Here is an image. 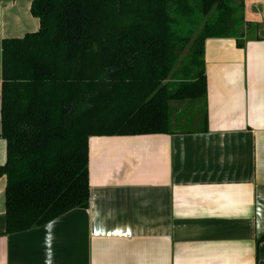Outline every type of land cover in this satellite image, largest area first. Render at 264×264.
<instances>
[{
  "label": "crops",
  "instance_id": "crops-1",
  "mask_svg": "<svg viewBox=\"0 0 264 264\" xmlns=\"http://www.w3.org/2000/svg\"><path fill=\"white\" fill-rule=\"evenodd\" d=\"M239 5L235 35L204 39L205 98L171 102L170 133L88 138L85 208L4 234L0 177V264H264V0ZM30 6L0 0V63L3 39L38 31Z\"/></svg>",
  "mask_w": 264,
  "mask_h": 264
},
{
  "label": "trees",
  "instance_id": "trees-1",
  "mask_svg": "<svg viewBox=\"0 0 264 264\" xmlns=\"http://www.w3.org/2000/svg\"><path fill=\"white\" fill-rule=\"evenodd\" d=\"M194 9L212 12L192 43L198 69L174 79L176 16ZM30 12L38 31L1 41L4 234L85 208L88 138L170 133V103L205 98L204 39L242 25L230 0H31Z\"/></svg>",
  "mask_w": 264,
  "mask_h": 264
},
{
  "label": "rangeland",
  "instance_id": "rangeland-1",
  "mask_svg": "<svg viewBox=\"0 0 264 264\" xmlns=\"http://www.w3.org/2000/svg\"><path fill=\"white\" fill-rule=\"evenodd\" d=\"M230 3L237 11L235 13V17L239 19L240 0H230ZM195 7L196 6H193V8ZM172 9L173 6L170 5L169 12L171 15H174V11ZM211 14L212 12L203 17L197 12V10H195L194 15L191 18L176 16V18L178 19V24L174 26V29L179 33V35H181L182 37H186L187 41L182 42L178 45L177 61L175 62L173 68V73L171 75L172 78L178 79L186 77L187 79H189L191 76H193L194 71L198 69L196 63L193 62V60H197V58H194V55L192 53V43L194 39L199 36L203 23L211 17ZM236 26L239 29L241 27L240 24ZM191 68L193 72L191 71Z\"/></svg>",
  "mask_w": 264,
  "mask_h": 264
}]
</instances>
